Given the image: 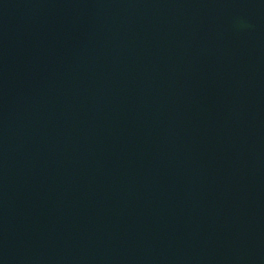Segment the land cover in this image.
Instances as JSON below:
<instances>
[{"label": "water", "instance_id": "water-1", "mask_svg": "<svg viewBox=\"0 0 264 264\" xmlns=\"http://www.w3.org/2000/svg\"><path fill=\"white\" fill-rule=\"evenodd\" d=\"M0 264H264V0H0Z\"/></svg>", "mask_w": 264, "mask_h": 264}]
</instances>
